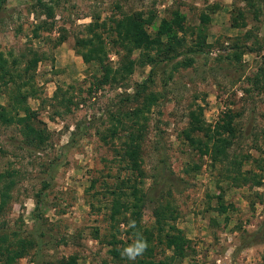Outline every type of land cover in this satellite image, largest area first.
Wrapping results in <instances>:
<instances>
[{"label":"rangeland","instance_id":"374dc122","mask_svg":"<svg viewBox=\"0 0 264 264\" xmlns=\"http://www.w3.org/2000/svg\"><path fill=\"white\" fill-rule=\"evenodd\" d=\"M46 5L52 7L51 17L43 14ZM136 13L151 17L144 25L150 34L161 20L180 19L182 51L194 42L190 31L205 15V40L191 53V66L173 71L165 85L154 77L150 89L160 95L140 122L138 136L139 216L132 223L126 213V223L110 228L106 189L124 173L116 150L125 138L108 129L117 112L131 107L119 98L145 78L150 64H141L140 50L132 49V71L95 86L100 67L94 60L82 61L76 39L89 36L91 25L105 45L103 63L115 68L124 50L114 42L113 20ZM0 57L5 61L0 68L14 79L5 83L6 73L0 78L7 118L0 119V175L5 176L0 181H13L0 224L31 230L34 200L41 192L44 262L58 264L72 256L75 264H264V162H257L261 170L250 162L264 160V77L255 75L264 68L263 0H5ZM190 112L208 124L229 117L234 133L227 155L249 156L240 168L247 171L246 182L230 183L223 163L200 157L186 143L181 131ZM23 125L35 133H22ZM38 132L42 140L36 143ZM159 201L175 217L161 226L152 214ZM172 226L181 230L185 248L184 255L169 259L164 235L173 233ZM111 235L120 259L108 254ZM136 240L145 241L149 252L135 260L122 256ZM32 250L15 262L32 264Z\"/></svg>","mask_w":264,"mask_h":264},{"label":"trees","instance_id":"16d2710c","mask_svg":"<svg viewBox=\"0 0 264 264\" xmlns=\"http://www.w3.org/2000/svg\"><path fill=\"white\" fill-rule=\"evenodd\" d=\"M4 2L5 0H0V9ZM43 14H45L46 17L52 16L51 5H46L44 7ZM200 19L201 22H204L203 19H206L205 15H202ZM201 22L190 31L191 34L192 32L194 34V42L182 51L180 49V43L182 44L184 42V37L183 35L178 37L177 33H184L185 30L180 23V19L177 20V17H174L172 21H166L165 19L161 20L153 34L148 33L144 28V25L151 23L150 16H148V18H142L136 13L123 15L119 19H114L113 28L116 36L114 42L124 50V54L120 58L118 66L115 68H111L108 64L103 63L105 45L100 35L92 31L91 25H87L89 36L76 39V44L79 46L77 52L81 56L82 61L88 63L94 60L100 67L101 73L100 76L95 79V86L119 80L122 75L130 73L135 62L134 59L129 58V52H131L132 49L136 48L140 50L138 56L141 64H150L145 78L141 81L134 82L132 91L130 93H124V95L119 98L120 101L131 104V107L123 113L117 112L115 117H113L114 122L111 123L108 129L110 135L121 132V135L125 138L120 148L116 150L118 161L122 164L124 173H122V175H117L114 178V182L106 189L108 194V198L106 199V205L108 204L107 218L110 228H114L120 223H126L128 214L130 215L132 223L137 222L139 211L136 207L140 201L137 197L139 192V181H137V177L143 175L138 159L139 130L141 129V123L146 120L145 113L160 95L158 92H154L150 89V86L153 84L156 75H158L159 81L163 86L167 83V80L171 78L173 71L178 68L191 66L193 62L191 53L198 52V50H200V45L204 43L205 40V26L204 23ZM38 25L39 24L35 25L36 28H38ZM236 25L237 23L234 22L233 26ZM35 34L36 33H34V35ZM162 36H164V40ZM150 51H153V55L149 54ZM237 54H232L234 60L238 59L239 55ZM36 61L37 59L35 58L29 60V66L33 67ZM4 62L5 61H0V66H3ZM15 62V59H13V63ZM0 70H2L0 78H3L6 74L8 75L6 81H4L5 83H12V81H14L8 69H3L2 67ZM259 74L264 77V68L261 69V73L255 75L257 76ZM13 76H17V73ZM255 80L257 81V79ZM256 81H254V83H256ZM54 96H56V91L54 92ZM61 104L64 103L62 102ZM4 111L3 106L0 105V119L2 121L7 120ZM189 116L190 120L188 126L181 131L186 143L192 149L196 150L200 157L205 154L213 164L223 163V176L226 180L230 181V183L236 184L238 180H242L240 182H246L249 176L245 177L244 173L247 171L241 172L240 168L243 162L248 160L249 156L246 155L237 158L227 155V148L231 142L230 138L234 133V127L231 125L229 117L226 119L221 117L219 120L215 121L214 124H208L205 123L200 116L194 115L193 112H190ZM21 118L22 117H19L17 120L21 121ZM23 126L21 130L22 133H35L31 126ZM37 134L36 143H39L42 140V135H40V132ZM34 136L29 138L30 141H33ZM254 161H256L257 168L261 170L262 167H260L261 165L257 162H264V160L250 159V162ZM254 174L255 173L250 176H254ZM0 176L2 178L4 175ZM255 181L257 183L259 179ZM12 183L13 181L11 179L3 181L2 183L0 181V212L8 203L9 188ZM47 185L48 182L46 181L40 190L46 188ZM40 193H38L34 200V221L31 230L22 233L19 229H7L3 223L0 224V264H17L15 262L16 259L28 254L27 252L31 249H33L31 252L33 255L31 259L32 264H49L42 260L40 253L41 242L44 235L39 206ZM152 214L155 219L154 223L158 226H161L163 224L161 222L163 221L166 222L169 219L173 220L175 218L172 216V211L168 205L165 202L161 203V201H159L157 207L153 209ZM171 229L173 231L172 234L164 235L166 238L164 248L171 251L169 259L174 258V256L184 255L185 248L181 230L178 228L174 229L173 226ZM135 236L139 238V236ZM111 237L112 239L107 241V245L110 246L108 248V254L111 258L120 259V249L115 246L113 235H111ZM146 250L149 252L150 249L146 248ZM138 262L141 263V261ZM58 264H75L74 258L70 256L67 259H61L58 261ZM103 264L106 263L104 262ZM145 264H170V261L168 263L162 261H148Z\"/></svg>","mask_w":264,"mask_h":264},{"label":"clouds","instance_id":"9594fccd","mask_svg":"<svg viewBox=\"0 0 264 264\" xmlns=\"http://www.w3.org/2000/svg\"><path fill=\"white\" fill-rule=\"evenodd\" d=\"M146 248L147 244L145 241L136 240L132 245L125 247L121 255L127 256L130 260H135V258L138 255H141Z\"/></svg>","mask_w":264,"mask_h":264}]
</instances>
